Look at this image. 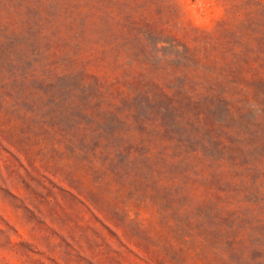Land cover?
I'll return each instance as SVG.
<instances>
[{
    "label": "rangeland",
    "instance_id": "1",
    "mask_svg": "<svg viewBox=\"0 0 264 264\" xmlns=\"http://www.w3.org/2000/svg\"><path fill=\"white\" fill-rule=\"evenodd\" d=\"M0 264H264V0H0Z\"/></svg>",
    "mask_w": 264,
    "mask_h": 264
}]
</instances>
